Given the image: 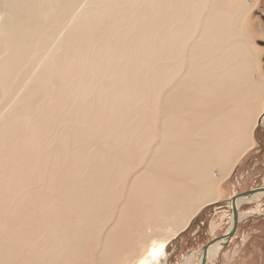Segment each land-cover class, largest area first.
<instances>
[{
	"label": "bare ground",
	"instance_id": "6f19581e",
	"mask_svg": "<svg viewBox=\"0 0 264 264\" xmlns=\"http://www.w3.org/2000/svg\"><path fill=\"white\" fill-rule=\"evenodd\" d=\"M61 2L65 6L50 10L49 0H31V4L25 0H0V118L7 120L5 116L16 113L28 96L38 103H56L72 116L78 104L72 95L64 97L67 91H72L68 80L73 81L75 93L87 97L89 84L82 83L95 68L131 75L136 69L122 66L129 63L141 64V71L150 70L155 123L142 128L143 134L152 132L144 136L140 155L134 158L123 155L122 162H118L119 172L113 174L111 186L121 185L116 195L122 198V203L108 226L104 252L99 258L101 264H165L168 243L202 206L219 197L221 180L252 144L253 126L264 124V75L256 62L260 49L246 42V20L253 2ZM40 18L50 25L48 33L42 29ZM61 23H65L72 40L71 48L63 41ZM125 30L137 31L139 36L131 41ZM112 37L122 45L127 44L120 56L109 49ZM48 45L58 55L55 60H50L52 55L44 51ZM35 49L38 54L33 53ZM27 56L28 60L24 61ZM79 57L82 60L76 61ZM33 63L38 66L31 71ZM49 76L55 83L49 89L43 86L37 89L35 78L46 80ZM145 80L140 77V84ZM164 84L168 87L160 104L159 87ZM105 86L109 87L106 81L96 83L94 90L103 92ZM56 113L57 109H53L52 114ZM47 127L32 126L37 139H46L62 150V154L57 147L48 151L43 163H50L47 170L35 167L27 159L33 148L25 144L20 130L11 129L7 136V160L15 164L18 185L22 187L31 181L36 191V187L49 182L52 194L44 195L51 203L50 213L34 238L17 233L18 228L12 234L0 236V264H12L17 257L22 264H28V259H33L30 264H47L43 256L36 255L45 239L41 230L55 220L56 208L61 214L58 219L61 229L55 245L61 251L78 241L86 228L91 226L92 231L101 228L100 221L109 219L105 209L110 191L104 194L100 188L92 191L96 186L85 180L69 181L58 170L76 161L80 136L64 140L65 125L61 126V132ZM93 154L116 159L112 150L99 147L93 149ZM58 158L64 160L63 164H55ZM214 169H218V176ZM263 196L264 192H257L239 197L236 208L242 202H258ZM227 202L230 207V199ZM237 211L238 221L254 213L253 209ZM229 217L227 231L232 224V213ZM228 240L216 239L211 243L204 264L214 262L216 251ZM201 260L202 249H198L184 256L180 264L194 261L200 264Z\"/></svg>",
	"mask_w": 264,
	"mask_h": 264
},
{
	"label": "rangeland",
	"instance_id": "374dc122",
	"mask_svg": "<svg viewBox=\"0 0 264 264\" xmlns=\"http://www.w3.org/2000/svg\"><path fill=\"white\" fill-rule=\"evenodd\" d=\"M25 1L31 4V0ZM251 1L254 7L246 20L248 29L246 42L250 41L259 47L260 53L256 62L260 64L261 72L264 75V0H248V2ZM55 6L60 9L65 5L61 0H49L50 10ZM39 23L42 25V29L48 33L51 29L50 25L43 22L41 18ZM60 27L64 30L63 41L66 47L71 48L73 43L65 23H61ZM13 32L15 35L14 29ZM54 33L55 31H53ZM125 34L131 41L139 36V33L134 30H125ZM30 47L34 48L32 45ZM126 47L127 44L122 45L119 39L111 38L109 49L115 55L123 54ZM44 51L52 55L50 60H55L58 56L53 47L49 45ZM33 53L38 54L39 51L35 49ZM27 60L28 56L25 57L24 61ZM81 60L82 57L76 59V61ZM48 62L46 73L49 75ZM30 66L32 71L37 68L38 64L33 63ZM122 66H130L136 70L131 75H123L121 72L112 73L110 69H93L91 77L82 83L83 85L89 84L87 97L75 93L73 81L68 80L67 83L72 91H67L64 97L72 95L78 104L77 111L72 116L59 108L56 103H38L32 96H28L20 103L16 113L5 116L8 118L7 120L0 118L2 135L0 138V236L12 234L18 228L17 233L25 234L29 239L34 238L35 232L48 219L51 205L49 199L44 196L52 194L49 190V182L44 186L36 187V191L31 187V181L22 187L18 185L17 173L13 170L15 164L12 161H10L11 164L9 163L6 153L9 145L7 136L11 129L20 130L25 144L33 148L31 153L27 155V159L35 167L47 170L50 163L44 165L43 163L46 161L48 151L57 147L59 153L62 154V150L46 139H37L32 126L48 125V129L61 132V126L65 125V129L62 131L64 133L63 139L71 140L80 136L79 150L76 154V161L62 165L58 170L69 181L81 182L85 180L86 183L96 186L92 187V191L100 188L103 194L106 191L111 192L106 198L108 207L105 209L109 219L100 221L101 228L93 231L91 226L86 228L79 240L70 243L64 251L55 245L61 229L58 223V219L61 217L60 210L59 208L55 209V220L41 230L45 239L40 243V250L36 255V257L43 256V260L47 264H101L99 256L104 252V237L108 231V226L115 220L118 208L122 203V198L116 195L117 187L121 185L111 186L113 174L119 172L118 162H122L123 155L129 158L140 155L144 136H148L152 132L142 133L143 126L147 123L154 126L156 118L152 108L151 72L150 70L141 71V64L123 63ZM140 77L146 78L142 84H140ZM254 77L257 78V74H254ZM102 81L109 83V87L105 86L103 92H96L94 85ZM33 83L37 84V89L41 86L49 89L50 84H54L55 80L49 76L46 80L35 78ZM79 84L80 81L77 85ZM167 87L168 84L159 87L160 104ZM53 109H57L56 115L52 114ZM30 115L35 118L30 119ZM97 118L101 119L97 120ZM161 127L159 120L157 123L158 130ZM251 141L250 147L240 155L221 180L219 197L212 203L202 206L191 218L185 229L183 228V231L181 230L175 237L177 238L182 232L183 234L187 233V236L182 240L185 248H179L175 239H171V242L168 243L165 264H180L182 258L189 252L201 249L208 241L227 231L230 224L229 216L231 215V208L227 201L235 194L263 184L264 124L253 126ZM96 147L101 150H112L116 159H108L104 155L95 156L93 149ZM63 162L62 158L55 160L56 165L63 164ZM131 172H134V169ZM214 174L218 176V169H214ZM262 198L258 202H242L239 205L240 213L251 209L254 213L238 221L234 235L228 242L226 241L227 244H223L221 249L216 251L213 256L215 261L210 264H264V197ZM48 227H52V229L49 230ZM89 233L90 235H88ZM198 254L200 255L199 252ZM32 260L28 259L27 263L30 264ZM161 261L164 260L161 259ZM12 264L22 263L17 257Z\"/></svg>",
	"mask_w": 264,
	"mask_h": 264
},
{
	"label": "water",
	"instance_id": "95a60500",
	"mask_svg": "<svg viewBox=\"0 0 264 264\" xmlns=\"http://www.w3.org/2000/svg\"><path fill=\"white\" fill-rule=\"evenodd\" d=\"M264 58V57H263ZM260 120L258 119V122ZM257 192H264V184H261L260 186L258 187H255V188H251L247 191H244V192H240L238 194H235L233 196H231L230 198V208H231V213H232V224H231V227L229 228L228 231H225L223 232L221 235L211 239L210 241H208L206 244H204L202 246V260H201V263L200 264H204L205 263V260H206V250L208 248V246L213 243L216 239H222V238H225V239H230L232 238V236L234 235L235 231H236V228H237V224H238V209L236 208V199L239 198V197H246V196H250L254 193H257ZM227 244V243H225Z\"/></svg>",
	"mask_w": 264,
	"mask_h": 264
},
{
	"label": "crops",
	"instance_id": "0c3cea01",
	"mask_svg": "<svg viewBox=\"0 0 264 264\" xmlns=\"http://www.w3.org/2000/svg\"><path fill=\"white\" fill-rule=\"evenodd\" d=\"M264 197V196H263ZM263 199V198H262ZM198 223V222H197ZM185 229V228H184ZM183 231V230H182ZM187 236V233H184L183 234V232L177 237V238H173V239H175L176 240V245H179L178 247L179 248H181V249H183V248H185L184 247V245H183V242H182V240L185 238ZM168 253H169V251H168ZM222 254V253H221ZM168 256H169V254H167ZM222 256V255H221ZM220 256V257H221ZM183 259V258H182Z\"/></svg>",
	"mask_w": 264,
	"mask_h": 264
},
{
	"label": "flooded vegetation",
	"instance_id": "af4514ba",
	"mask_svg": "<svg viewBox=\"0 0 264 264\" xmlns=\"http://www.w3.org/2000/svg\"><path fill=\"white\" fill-rule=\"evenodd\" d=\"M229 219H230V217H229Z\"/></svg>",
	"mask_w": 264,
	"mask_h": 264
},
{
	"label": "snow or ice",
	"instance_id": "6c2138e0",
	"mask_svg": "<svg viewBox=\"0 0 264 264\" xmlns=\"http://www.w3.org/2000/svg\"><path fill=\"white\" fill-rule=\"evenodd\" d=\"M154 255H155V253H154Z\"/></svg>",
	"mask_w": 264,
	"mask_h": 264
}]
</instances>
